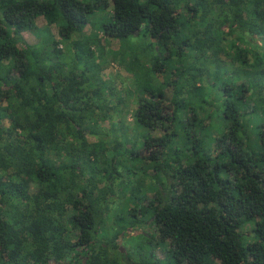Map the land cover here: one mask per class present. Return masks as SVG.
<instances>
[{"label":"trees","instance_id":"trees-1","mask_svg":"<svg viewBox=\"0 0 264 264\" xmlns=\"http://www.w3.org/2000/svg\"><path fill=\"white\" fill-rule=\"evenodd\" d=\"M111 4L0 0V264H161L157 251L172 264H264V0ZM42 17L59 40L27 43L21 29ZM100 33L152 43L142 67L152 78L135 74L147 83L134 112L145 139L128 158L135 171L123 168L120 126L111 147L88 139L106 118L96 96L107 82L90 86L81 58ZM142 227L156 230L137 235L147 256L122 252L120 236Z\"/></svg>","mask_w":264,"mask_h":264},{"label":"rangeland","instance_id":"rangeland-1","mask_svg":"<svg viewBox=\"0 0 264 264\" xmlns=\"http://www.w3.org/2000/svg\"><path fill=\"white\" fill-rule=\"evenodd\" d=\"M107 1L108 10H111V0ZM47 27L50 29V32L46 30ZM20 33L22 38L30 44L39 43L42 38L47 37L49 34L59 40L58 27L52 18H39L29 26L22 28ZM92 33H94V30L88 26L84 30L83 34L91 35ZM79 36L80 35H75L73 40H77ZM100 37V46H93L91 48L92 50L89 48L87 50L85 48L84 53L86 52V55L81 58V61L84 63L83 65H85V68L87 69L85 75L86 77L87 75L90 77V86L100 85L103 80L107 82L105 89L100 88V90L96 88L98 89L96 103L99 109V115L102 117L106 116V118L105 120H101L100 118L95 119L94 123L97 130H94L93 128L91 129H93L96 134H89L88 139L91 143H99L100 139H103V137L106 136L104 139L108 142L109 147H111L115 144L113 142L115 137L113 127L120 126L122 131L129 137L127 145L124 144V149L127 155L125 163H123V168L126 171H135L133 162L128 158L130 155L140 152L143 149L145 139L143 138L142 130L138 128L135 123L134 112L138 106V97L141 95V90L147 87V83L145 81H139L135 74L141 72L143 75H147L152 78L150 68H142L147 57V53H145V51L147 50L146 52H148V54L152 53V43H147L148 39L144 37L140 43H121L118 40H111L110 38L105 37L102 33H100ZM64 49L65 54L69 57V61L76 59V55L71 44L65 43ZM135 53L138 55V59H131V56ZM97 59L101 60L102 63L99 64ZM95 75L96 77H94ZM159 79L162 82V78ZM152 82L154 83L153 88L150 89H154L155 91L164 90L166 99H171V88L163 89L154 81ZM183 111L181 115L188 116V114L183 113ZM123 124L124 126H122ZM252 128H254V124L249 123V131H252ZM216 137L217 134H209L205 136V143L211 148L212 156L214 154L213 147H215L214 139ZM122 139L123 138L120 140ZM134 171L131 176L127 178V182H125L124 185L123 183L121 184L122 188H127L137 181L138 175L135 174ZM149 175H152V169L149 171ZM150 181L151 178L148 176V182ZM151 195L152 193L149 194L150 197ZM126 196L128 197V194H126ZM120 202L121 201L118 198L117 204ZM108 218L107 224L110 225V229L114 230L112 225L115 217L109 215ZM251 228L252 225H248L246 230H251ZM140 231H144L148 235L149 233H154L156 230L155 227H151L150 229L142 227L139 231L134 232L130 236L125 237L124 235H121L119 242L125 251L129 250L133 253L138 246H143V244H141L143 241L140 236H137ZM136 250L138 251V255L147 256V250L143 248H137ZM155 257L162 259L161 264H172L168 253L157 251L155 252ZM132 260L136 263H140V258L138 256L135 257L134 255Z\"/></svg>","mask_w":264,"mask_h":264},{"label":"flooded vegetation","instance_id":"flooded-vegetation-1","mask_svg":"<svg viewBox=\"0 0 264 264\" xmlns=\"http://www.w3.org/2000/svg\"><path fill=\"white\" fill-rule=\"evenodd\" d=\"M148 229H150L151 227H147ZM139 234H146V232H144V231H140V232H138ZM149 234H152V233H149ZM148 234V235H149ZM136 236V235H135ZM119 244H120V242H119ZM120 249L122 250V252H124V253H126V251L121 247V245H120Z\"/></svg>","mask_w":264,"mask_h":264}]
</instances>
